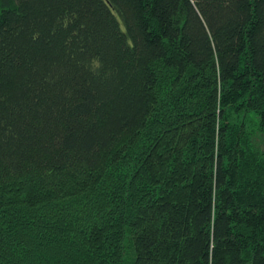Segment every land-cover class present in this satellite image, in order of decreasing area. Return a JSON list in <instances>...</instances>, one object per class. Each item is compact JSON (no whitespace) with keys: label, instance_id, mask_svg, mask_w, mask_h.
I'll use <instances>...</instances> for the list:
<instances>
[{"label":"trees","instance_id":"obj_1","mask_svg":"<svg viewBox=\"0 0 264 264\" xmlns=\"http://www.w3.org/2000/svg\"><path fill=\"white\" fill-rule=\"evenodd\" d=\"M0 264H264V0H0Z\"/></svg>","mask_w":264,"mask_h":264}]
</instances>
